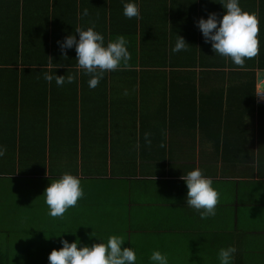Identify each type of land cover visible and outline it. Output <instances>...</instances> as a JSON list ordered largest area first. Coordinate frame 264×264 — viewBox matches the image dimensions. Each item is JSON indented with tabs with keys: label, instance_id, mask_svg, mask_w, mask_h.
Here are the masks:
<instances>
[{
	"label": "crops",
	"instance_id": "crops-1",
	"mask_svg": "<svg viewBox=\"0 0 264 264\" xmlns=\"http://www.w3.org/2000/svg\"><path fill=\"white\" fill-rule=\"evenodd\" d=\"M163 1L138 0L137 5L154 11ZM177 5L186 7H177L175 29L196 25L212 32L222 26L232 33L224 34V45L233 49H248L244 45L256 42L258 32L264 42V0H177ZM193 10L199 24L184 17ZM122 14L114 15L111 24L107 17V26L114 23L117 28V23L126 30ZM46 26V0H0V221L8 213L14 219L23 213L25 221L31 218L32 182L44 185L49 177V145L58 146L57 158L74 156L63 147L71 136L63 128L75 126L79 144L73 169L79 177H87L80 185L86 186L89 198L77 205L72 218H82L89 228L91 224H108L109 229L124 226L120 232L106 234L116 236L115 244L96 231H57L54 237H45L50 242L41 243L40 251L30 242L23 245L22 253L11 254L10 264H264V103L255 100L256 74L264 68H255L252 107L241 102L238 90L250 79L230 72L235 68L222 66L224 60L215 59L212 62L218 65L197 68L195 74L165 72L164 78L170 79L165 82L170 105L164 109L161 74L147 68L146 72L108 73L106 82L92 73L84 74L82 82L80 71L75 82L60 71L49 80ZM32 28L42 33L39 63L34 62L36 47L29 33L28 38L20 36ZM51 53L59 67L56 50ZM236 56L229 59L238 61ZM101 78L107 96L113 97L115 107L119 105L113 121L96 108L102 101L97 100L101 88L95 87L104 85ZM139 78L148 117L141 121V131L128 128L133 123L138 127L139 122L126 112L129 97L139 90ZM192 81L196 92L200 88L212 100L209 110L217 116L222 113L215 122L203 121L202 129L194 123V130L188 113ZM231 84L237 88L230 89L234 92L229 100L220 101V94ZM49 97L56 106L50 124ZM111 127L115 144L103 155L95 140L103 137V128ZM103 158L106 169L95 176L96 164ZM32 169L44 174L33 176ZM63 216L56 219L58 223H65ZM48 244L50 248H44Z\"/></svg>",
	"mask_w": 264,
	"mask_h": 264
},
{
	"label": "trees",
	"instance_id": "trees-1",
	"mask_svg": "<svg viewBox=\"0 0 264 264\" xmlns=\"http://www.w3.org/2000/svg\"><path fill=\"white\" fill-rule=\"evenodd\" d=\"M137 1L46 0V27L48 29L47 31H49V40L48 48L44 52L46 57L48 56L51 59L50 63L48 62V65H51L50 69L56 68L52 71L48 69V79L51 80L52 73L60 71L63 73L67 72L69 80L71 79L73 80L72 82H75L77 80V74L80 71L82 82L84 81V74L88 75L90 73L96 74L97 78L101 76L106 82L104 77L108 73L146 72L147 70L144 68H147L151 72H159L161 74L160 78H158L161 82L160 93L164 95L161 106L167 109L165 106L170 105L168 100L169 87L165 82H170V79L164 78L163 73H174L181 70L195 74L197 68H200L199 70L201 71L205 69L209 70L212 66L220 63H213V60L221 59L224 60L222 66L235 68L233 70L228 69L230 72L250 79L247 86L238 88V90L242 93L241 102L249 104L252 107L255 68H264V42H262V39L259 40V32L258 36L256 35V42L252 40L251 43L244 45L248 49L225 47L227 37L224 34L231 36L232 33L231 31L225 32L222 26L217 27L212 32H206L202 28L200 30L196 25L194 27L192 26L193 29H188L187 27L175 29L172 22L174 17H176L175 11L177 7H182V9L186 7L185 5H177V0L163 1L161 8L154 11H143L139 9ZM167 1L168 7L166 8ZM117 13H123L125 15L121 18L127 23L126 30L117 23H115L117 28H114V23L112 26L110 25L114 15H121H117ZM188 14L184 16L185 19L187 21H195L197 18L195 11L193 10ZM107 17L110 23L108 26L106 24ZM199 17L201 18V16ZM200 21L198 19L195 23L199 24ZM221 21L224 22L225 20ZM228 24L231 25L230 22ZM153 25L155 26L154 28L152 27ZM33 28L31 29L32 31L30 30L31 32L27 30L21 31L20 36L28 38L27 34L29 33L30 41L36 47V54L33 59L34 62L39 63L37 53L40 48V42L38 38L42 36V33L34 32ZM53 49L54 51L56 50L57 61L61 63L59 67L53 59V53H51ZM234 54L237 55L236 58H238V61L229 59ZM148 59L153 61V63L148 61ZM230 61L238 64H232ZM136 66H139L140 69H136ZM153 66L156 68H153ZM166 67H168V70L165 69ZM44 71H47V69H44ZM102 78L99 81L104 84ZM133 80L137 82L136 78ZM138 82L139 90L133 91V96L131 98L129 97L126 104V112L130 116L128 117L129 119H134V121L139 122L138 127L136 123H133L132 125H128V128L141 131L144 129V123L141 121L146 120L148 117L144 111L143 81L139 78ZM192 84V96L190 98V104H192L190 109H188V113L192 119V130L195 128L202 129L203 121L210 119V121L215 122L220 119L222 113H218V116L212 113L209 110V105L212 104V100L206 98L200 88L196 92L195 82L192 81ZM233 84L236 83L234 82ZM233 84L227 87L228 90L226 92H223L225 96L222 93L220 94V101L222 97L224 99L228 98L229 100V95L234 92V90L230 89L237 88ZM95 87H100L102 93L101 98H97V100H102L100 104H96L97 110L103 112V114L108 113L112 118L111 121H113L114 113L119 109V105L115 107L113 97L111 98L110 95L107 96L105 84L99 86L97 84ZM50 92L49 88V95ZM53 102L54 98L49 97V124L54 120L52 117L56 112L54 109L56 106H54ZM182 106L180 105V107ZM250 107H245L244 109L246 110ZM161 114L162 116L159 115L163 119L165 111L161 112ZM194 123H197L196 126ZM63 130L65 133L68 132L71 135L69 141L66 142L68 144L63 147L64 149H71L75 155H70V158H57L54 155V151L58 149V146L55 143L49 145V177L44 185L34 180L32 182L33 211L31 218L25 221L23 213L14 219L8 213V216L2 218L0 221V264H10L11 254L17 255V252L22 253V246L27 245L28 242H30L32 248L40 251L41 243L46 241L50 242L45 237H54L57 231L82 234L88 231H96V233L103 237H109L107 239L108 242L115 244L116 240L117 243V238H114L116 236L106 234L112 231L120 232L122 230L121 227L124 225L120 226L118 224L115 228L109 229L108 224H91L88 225L90 226L89 228L86 223L81 222L82 218H72L75 215L77 205L80 207L82 202L87 201L89 198L86 186L83 189L80 185V183L87 181L85 179L87 177L85 175L79 177L77 175V169H73L77 167L76 155L77 145L79 144L77 141V127L67 126ZM99 130L102 131V129ZM103 130V137L96 139L95 142H99V152L104 155L108 151L107 148H113L115 144L113 141L115 129L111 127L103 128ZM108 131H110V136H107ZM72 134H75L73 138ZM84 144L87 145L86 143ZM33 163H36V160H33ZM39 165L40 161L37 160V166ZM106 166L105 158L98 161L95 176H101ZM39 172L40 174H44V171L41 173L40 170L32 169L33 176L39 175ZM49 183L51 185L48 186ZM52 198H54V202L49 203L47 199ZM41 210L45 211V217L43 215L41 216ZM61 214H64V218L62 219L65 223H58L56 220ZM72 221H76V223H72ZM52 243H55V241L53 240ZM45 247L50 248L49 244L47 246L44 245ZM44 248L42 249L43 251L45 250Z\"/></svg>",
	"mask_w": 264,
	"mask_h": 264
},
{
	"label": "water",
	"instance_id": "water-1",
	"mask_svg": "<svg viewBox=\"0 0 264 264\" xmlns=\"http://www.w3.org/2000/svg\"><path fill=\"white\" fill-rule=\"evenodd\" d=\"M256 81L259 83L258 88L264 89V69H261L257 72Z\"/></svg>",
	"mask_w": 264,
	"mask_h": 264
},
{
	"label": "built area",
	"instance_id": "built-area-1",
	"mask_svg": "<svg viewBox=\"0 0 264 264\" xmlns=\"http://www.w3.org/2000/svg\"><path fill=\"white\" fill-rule=\"evenodd\" d=\"M256 103H264V89L257 88L255 91Z\"/></svg>",
	"mask_w": 264,
	"mask_h": 264
},
{
	"label": "rangeland",
	"instance_id": "rangeland-1",
	"mask_svg": "<svg viewBox=\"0 0 264 264\" xmlns=\"http://www.w3.org/2000/svg\"><path fill=\"white\" fill-rule=\"evenodd\" d=\"M49 185H51V183H49L48 186H49ZM46 191H48V190L46 189ZM47 200L49 201V203H53V202H54V198H52V199H47Z\"/></svg>",
	"mask_w": 264,
	"mask_h": 264
}]
</instances>
